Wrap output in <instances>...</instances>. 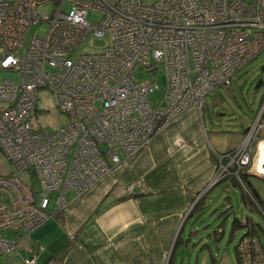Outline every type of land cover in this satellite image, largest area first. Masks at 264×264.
Listing matches in <instances>:
<instances>
[{
  "label": "built area",
  "instance_id": "2783aa9c",
  "mask_svg": "<svg viewBox=\"0 0 264 264\" xmlns=\"http://www.w3.org/2000/svg\"><path fill=\"white\" fill-rule=\"evenodd\" d=\"M89 10L101 14L99 23L87 21ZM43 24L47 33L25 46ZM106 35L103 51L73 57L87 38ZM263 51L264 0H0V70L20 74L0 83V151L39 184L0 175V256L16 252L3 232L31 234L52 218L53 195L56 211L66 209L68 191L85 195L121 163L119 152L131 159L187 111L201 112L208 95ZM138 67L164 75L156 107L148 97L158 85L137 82ZM42 90L67 118L55 131L36 118ZM262 131L264 99L240 145L218 156L210 185L226 175L240 180V171L264 179ZM236 254L238 264H264L256 236L244 235Z\"/></svg>",
  "mask_w": 264,
  "mask_h": 264
},
{
  "label": "crops",
  "instance_id": "0c3cea01",
  "mask_svg": "<svg viewBox=\"0 0 264 264\" xmlns=\"http://www.w3.org/2000/svg\"><path fill=\"white\" fill-rule=\"evenodd\" d=\"M215 153L220 152L209 145L200 111L190 109L135 157H121L85 195L68 191L66 209L56 211L53 195L52 218L30 234L21 248L25 254L11 253L6 261L24 264L36 257L37 264H171L184 226L195 215L190 209L215 175ZM130 185L134 194L126 195ZM225 203L230 205L229 199ZM244 227L242 236L251 231Z\"/></svg>",
  "mask_w": 264,
  "mask_h": 264
},
{
  "label": "rangeland",
  "instance_id": "374dc122",
  "mask_svg": "<svg viewBox=\"0 0 264 264\" xmlns=\"http://www.w3.org/2000/svg\"><path fill=\"white\" fill-rule=\"evenodd\" d=\"M244 1L249 2L250 0ZM64 8L68 9V4ZM86 18L89 23L97 24L101 20V14L95 10H89ZM47 31V24L33 26L24 40L25 46L29 44L33 35H44ZM109 44L110 37L108 35L104 38L91 36L73 52V57L100 53ZM145 71L138 67L135 76L137 82L141 84L152 82L153 85H158V88L148 97L149 104L156 107L161 104L164 97L165 78L163 74L151 78ZM19 80L18 71L0 70V83L4 81L17 83ZM263 97L264 53L232 76L230 88H217L206 97L200 113L208 132L209 145L220 153L237 148L244 139V130L252 125ZM39 98V109L42 111L39 113V118H36L40 126L46 130L55 131L66 125L67 118L59 113L51 92L42 90L39 92ZM165 107L166 105H163V108ZM261 134L264 137V131ZM119 156L120 158L124 157L123 152H119ZM230 162L231 160L228 165ZM12 172H15L12 163L0 151V175H8ZM15 174L28 184H32L35 189L39 188L37 180H32L29 173L15 172ZM249 181L264 203V179L249 177ZM241 193L240 188L233 187L227 181L213 188L204 209L195 212V215L187 220L183 229V240L176 248L171 264H238L236 246L247 229L245 227L234 228L232 225L234 218L243 224L246 218L258 224V236L264 247V215L254 205H244ZM66 197H69L68 193ZM226 199H229L230 205H226ZM229 206L233 211L224 212ZM52 207L53 204L50 209ZM2 236L5 240L17 244L14 253H18L19 256L25 254L21 248L28 244L26 241L30 240V232H22L18 235L3 232ZM7 257L8 255L0 256V264H11L6 261ZM15 263L13 260L12 264Z\"/></svg>",
  "mask_w": 264,
  "mask_h": 264
},
{
  "label": "trees",
  "instance_id": "16d2710c",
  "mask_svg": "<svg viewBox=\"0 0 264 264\" xmlns=\"http://www.w3.org/2000/svg\"><path fill=\"white\" fill-rule=\"evenodd\" d=\"M264 53V51L263 52H261L257 57H259L261 54H263ZM256 57V58H257ZM256 58H254L253 60H255ZM252 60V61H253ZM252 61H250V62H252ZM247 66V65H246ZM244 68V67H243ZM242 68V69H243ZM241 69V70H242ZM239 72V71H238ZM237 72V73H238ZM231 87V84H230V86H228V87H222V88H230ZM263 99H264V97H263ZM262 102H263V100H262ZM262 102H261V104H262ZM204 103H205V101H204ZM204 105V104H203ZM261 107V106H260ZM203 108V107H202ZM260 109V108H259ZM202 111V110H201ZM258 112V111H257ZM257 112L255 113V116H254V118H253V121H254V119H255V117H256V115H257ZM184 115V114H183ZM252 121V122H253ZM249 130V127L247 128V129H245L244 130V132H243V137H244V135L247 133V131ZM234 149H231L230 151H226V152H224V153H218V154H216V158H217V162H218V156L219 155H224V154H227V153H229V152H232ZM217 166H218V164H217ZM239 176H240V180H238L237 179V177L236 176H233V175H226V176H224L223 177V179L221 180V181H219L217 184H219L220 182H223V181H225V179H231V183L233 184V187H238V188H240L241 189V195H242V202H243V204L244 205H254L256 208H258V210H260V212L264 215V203H263V201L259 198V195H258V193L255 191V189L253 188V186H252V184H251V182L249 181V177H252L251 175H248L245 171H240V174H239ZM217 184H215L213 187H211L207 192H205V194L202 196V198L199 200V201H197L195 204H194V206H193V208L191 209V213H193V212H198V211H201L202 209H204V206H205V199L207 198V196L210 194V192L213 190V188L217 185ZM243 187V190H242V187ZM245 189V190H244ZM133 194H134V192H133ZM228 210H230L231 212L233 211L232 210V208L229 206L226 210H225V212H228ZM244 224H245V226H247V227H250V232H248V234L249 235H252V236H256V237H258V239H259V236H258V227H259V225L258 224H255V223H253L249 218H246L245 219V221H244ZM244 224L240 221V220H238V219H236V218H234L233 219V222H232V225H233V227L234 228H239V227H244ZM243 225V226H242ZM243 237V236H242ZM260 240V239H259ZM238 260V259H237Z\"/></svg>",
  "mask_w": 264,
  "mask_h": 264
},
{
  "label": "water",
  "instance_id": "95a60500",
  "mask_svg": "<svg viewBox=\"0 0 264 264\" xmlns=\"http://www.w3.org/2000/svg\"><path fill=\"white\" fill-rule=\"evenodd\" d=\"M214 185H208L207 187H206V189L202 192V193H200L199 195H198V197H197V199H195V203L197 202V201H199L201 198H202V196L205 194V192H207L211 187H213ZM194 203V204H195Z\"/></svg>",
  "mask_w": 264,
  "mask_h": 264
},
{
  "label": "clouds",
  "instance_id": "9594fccd",
  "mask_svg": "<svg viewBox=\"0 0 264 264\" xmlns=\"http://www.w3.org/2000/svg\"><path fill=\"white\" fill-rule=\"evenodd\" d=\"M77 197H78V196H77ZM193 206H194V204H193ZM193 206H192V207H193ZM191 209H192V208H191ZM191 209H190V210H191ZM57 212H59V211H57Z\"/></svg>",
  "mask_w": 264,
  "mask_h": 264
},
{
  "label": "bare ground",
  "instance_id": "6f19581e",
  "mask_svg": "<svg viewBox=\"0 0 264 264\" xmlns=\"http://www.w3.org/2000/svg\"><path fill=\"white\" fill-rule=\"evenodd\" d=\"M52 131V130H51ZM193 208V207H192Z\"/></svg>",
  "mask_w": 264,
  "mask_h": 264
}]
</instances>
